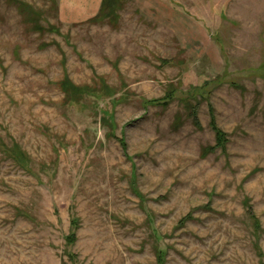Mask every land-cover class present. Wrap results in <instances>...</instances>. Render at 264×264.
Masks as SVG:
<instances>
[{"label":"rangeland","instance_id":"obj_1","mask_svg":"<svg viewBox=\"0 0 264 264\" xmlns=\"http://www.w3.org/2000/svg\"><path fill=\"white\" fill-rule=\"evenodd\" d=\"M21 1L54 29L0 0V264H264V0Z\"/></svg>","mask_w":264,"mask_h":264},{"label":"trees","instance_id":"obj_2","mask_svg":"<svg viewBox=\"0 0 264 264\" xmlns=\"http://www.w3.org/2000/svg\"><path fill=\"white\" fill-rule=\"evenodd\" d=\"M13 3H15L18 7H20L19 9L22 11H27L26 15H25V22H28L30 24H32L33 29L37 30L39 32H49L52 29H54L53 26H48L47 28H45V26L40 25V11L38 9H34L33 6H31L30 4L21 1V0H11ZM53 3H56V0H52ZM55 1V2H54ZM118 3L119 0H102V4L100 7L99 12L92 18L88 19V22L93 23L94 21L98 20V19H112L116 18L117 14V8H118ZM57 6V4H56ZM58 9V7H57ZM167 60H163V62H166ZM59 85H60V89L62 90V92L64 93V97H80L82 94L89 92V86L87 85H75L68 77H64L59 81ZM101 85H102V91L104 90H108V86H106V84L104 83V81H101ZM174 93V90L172 91H168L166 96H164V98L158 99V100H152V101H147L145 103L148 104H155V103H160L162 106H167L169 105V102L173 99L172 95ZM69 100H75L73 98L69 99ZM190 107V106H189ZM209 110H210V122H209V126L211 127V129L214 131L215 134V144L213 146H209L205 149V152H211L217 148H221L222 150H225L226 148V143L227 141V134L226 132H224L222 129H220L216 122H215V116L213 114V109L211 106H209ZM188 115L189 117H191L193 124L196 127H200L199 124V119L197 116V111L195 110V108H193L192 106L190 108H188ZM122 142V141H121ZM15 151V155L16 158H19V155L23 156V153L21 152L20 154L18 153L17 147L13 148ZM18 156V157H17ZM21 159V158H20ZM246 210L249 211V208L251 207L248 204V201H246ZM250 219H252L251 221L253 222V224L255 225V227H258V220L257 217L255 216L254 213H249L248 214ZM77 221H75V219L72 220V227L76 228L77 226ZM75 240V232H72L68 237H67V241L68 242H74ZM163 255L164 252L157 250V262L158 264H163Z\"/></svg>","mask_w":264,"mask_h":264},{"label":"crops","instance_id":"obj_3","mask_svg":"<svg viewBox=\"0 0 264 264\" xmlns=\"http://www.w3.org/2000/svg\"><path fill=\"white\" fill-rule=\"evenodd\" d=\"M82 1L77 5H71L68 9H66L64 3L62 4L60 1L59 10L62 17L61 19L71 23L78 22L81 20L90 19L99 12L102 0H94L91 6H88L89 3H86L87 0H84L83 3ZM65 13L67 16L64 15Z\"/></svg>","mask_w":264,"mask_h":264}]
</instances>
